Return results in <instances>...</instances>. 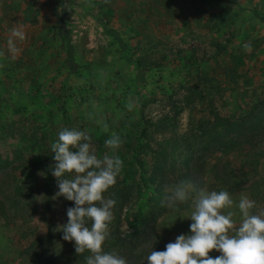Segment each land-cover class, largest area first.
Returning a JSON list of instances; mask_svg holds the SVG:
<instances>
[{"label": "rangeland", "instance_id": "374dc122", "mask_svg": "<svg viewBox=\"0 0 264 264\" xmlns=\"http://www.w3.org/2000/svg\"><path fill=\"white\" fill-rule=\"evenodd\" d=\"M65 127L91 135L98 157L123 161L104 195L114 199L124 180L131 196L116 197L110 232L131 235L145 214L165 242L190 234L191 201L167 207L165 189L192 180L219 192L213 172L237 163L245 172L226 182L243 187L221 191L264 209V0H0V264H86L57 231L75 206L56 197L52 175L51 144ZM112 134L115 153L104 143ZM135 158L155 200L140 192ZM15 179L26 192L17 203ZM229 210L238 228L239 209Z\"/></svg>", "mask_w": 264, "mask_h": 264}, {"label": "clouds", "instance_id": "9594fccd", "mask_svg": "<svg viewBox=\"0 0 264 264\" xmlns=\"http://www.w3.org/2000/svg\"><path fill=\"white\" fill-rule=\"evenodd\" d=\"M12 35L24 38L22 31L12 30ZM8 46L15 50L13 39ZM250 45H245L248 50ZM131 110L132 105H128ZM105 147L113 153L120 148L122 140L112 134L105 140ZM54 154L52 175L57 179L59 191L73 201L74 207L67 209L68 221L59 225L57 231L63 239L75 242L78 255L86 251V264H127L124 257L115 251H104V242L110 236L109 225L113 219L112 209L116 201L106 198V193L116 184L123 168L119 155L105 153L98 157L92 147V136L75 128H62L57 140L51 144ZM162 204L175 207L191 201L193 211L190 218V234L177 236L165 250H153L147 256V264H264V209H256V202L241 194L236 203L228 191H209L192 180L180 181L165 189ZM239 209L241 221L235 227L233 206ZM235 228V234L230 230ZM216 250L221 253L211 257Z\"/></svg>", "mask_w": 264, "mask_h": 264}, {"label": "trees", "instance_id": "16d2710c", "mask_svg": "<svg viewBox=\"0 0 264 264\" xmlns=\"http://www.w3.org/2000/svg\"><path fill=\"white\" fill-rule=\"evenodd\" d=\"M138 33V32H137ZM109 37H112V34L108 33ZM67 56L65 58V62L67 63L69 69L74 72L78 68L77 62L74 60V52L72 48H68L67 51ZM140 78H144V72L142 71L140 73ZM139 78V79H140ZM31 163V168L35 169L36 164L35 160H29ZM135 162L137 164V167H135L137 172L140 174L142 177L141 180L138 181V185L141 186V193L145 196L148 197V200L150 199V196L153 200L154 195L152 194L151 190L148 189V186L150 185L147 182L146 176H145V165L144 162L140 158H135ZM244 162L243 164L237 163L234 167L233 166H228L224 165V171H215L213 172L215 177L217 178V182H215L214 186L215 190H222V189H229V191L234 192L238 190L239 188L243 187V181H237L235 183H228L226 177H231V176H242L243 174H240L242 172H245L246 166ZM250 165L254 167V170H257V160L254 158L251 161H249ZM133 166V163L130 164L129 167L126 169H129ZM125 169V170H126ZM248 171V170H246ZM131 181L129 183H126L123 180V185L124 189L118 188L117 192L119 195L116 197H120V201H124V196H122V193H126L128 196H131L130 192V185ZM212 187V186H211ZM210 187V188H211ZM14 194L16 195L17 199H10L7 197V201L12 204V201L14 200L16 203L20 202V200L24 199L26 192L24 193L23 186L21 182L17 184L16 179H15V186H14ZM13 192V191H12ZM20 193V194H19ZM18 195V196H17ZM116 197L114 195V200L116 201ZM151 200H149L150 202ZM123 203V202H122ZM0 205H1V200H0ZM140 210L142 211L143 208L141 207ZM121 218L116 217L113 222L117 223ZM155 222L151 221V218L146 217L145 214H138L137 216H134L131 225L132 227L136 228V231L132 233L129 236H123L119 230V228L116 227L115 231L110 232V236L108 239V244L104 249V251L107 252H112L115 251L118 253L120 256L124 257L127 261V264H147V256L151 253V251L156 250V251H163L166 248V245L170 242L167 241L165 242L164 238L161 236V234L157 231V228L155 226ZM51 236V235H48ZM153 242L152 247L149 248L150 243ZM72 253V258L74 260H79V261H85V257L88 256L89 252H85L82 255H78L75 251V245L71 249ZM48 254L45 255L44 259H47ZM53 263V261H52Z\"/></svg>", "mask_w": 264, "mask_h": 264}]
</instances>
